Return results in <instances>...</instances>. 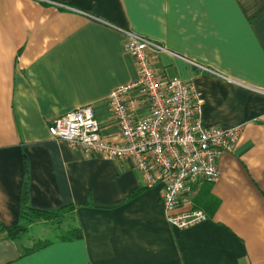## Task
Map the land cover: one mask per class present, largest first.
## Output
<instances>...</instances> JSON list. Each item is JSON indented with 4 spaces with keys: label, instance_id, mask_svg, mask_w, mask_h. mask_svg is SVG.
<instances>
[{
    "label": "crops",
    "instance_id": "crops-1",
    "mask_svg": "<svg viewBox=\"0 0 264 264\" xmlns=\"http://www.w3.org/2000/svg\"><path fill=\"white\" fill-rule=\"evenodd\" d=\"M124 30L166 48L152 53L156 68L197 87L205 125H243L234 150L218 161L219 179L200 181L181 207L203 210L200 223L171 225L161 185H146L134 159L87 155L48 129L92 105L102 136L121 139L108 98L138 76ZM25 158L31 205H76L66 223L83 237L28 255L31 239L0 238V264H264V0H0V223L7 227L20 222ZM35 225L50 226L31 224L30 233Z\"/></svg>",
    "mask_w": 264,
    "mask_h": 264
},
{
    "label": "built area",
    "instance_id": "built-area-1",
    "mask_svg": "<svg viewBox=\"0 0 264 264\" xmlns=\"http://www.w3.org/2000/svg\"><path fill=\"white\" fill-rule=\"evenodd\" d=\"M124 32L138 76L115 88L108 98L121 139L102 136L92 105L56 117L48 129L54 138L87 155L134 159L146 185H161L160 199L171 225L185 228L200 223L206 219L203 210L181 207L192 202L200 181L219 179L218 161L224 152L234 150L243 125H205L204 98L197 87L165 78L156 68L152 53L166 48L135 31Z\"/></svg>",
    "mask_w": 264,
    "mask_h": 264
},
{
    "label": "trees",
    "instance_id": "trees-1",
    "mask_svg": "<svg viewBox=\"0 0 264 264\" xmlns=\"http://www.w3.org/2000/svg\"><path fill=\"white\" fill-rule=\"evenodd\" d=\"M25 178L22 186L20 222L12 227H7L0 223V238L17 241L22 239H31L33 244L24 248L23 255H28L40 249H43L56 240L67 241L75 240L83 237L82 228L74 223H66L70 218L74 217L76 205L67 204L54 210H42L35 208L30 202L29 190V163L25 158ZM38 222L49 223L58 229L55 238L40 237L35 238L30 235V225ZM66 224V226H64ZM29 235V237H27Z\"/></svg>",
    "mask_w": 264,
    "mask_h": 264
},
{
    "label": "rangeland",
    "instance_id": "rangeland-1",
    "mask_svg": "<svg viewBox=\"0 0 264 264\" xmlns=\"http://www.w3.org/2000/svg\"><path fill=\"white\" fill-rule=\"evenodd\" d=\"M45 226H41V225H35L34 227H32L31 229V233L30 235H34V237H48V238H53L58 234V229H56L54 226H48L46 228H44ZM29 237V235L27 236ZM27 239L25 238L26 241ZM28 244H31V242H28Z\"/></svg>",
    "mask_w": 264,
    "mask_h": 264
}]
</instances>
